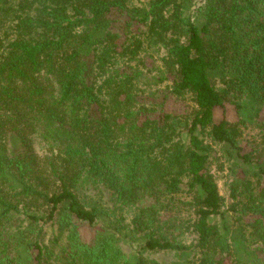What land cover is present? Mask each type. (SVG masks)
<instances>
[{"label":"trees","instance_id":"1","mask_svg":"<svg viewBox=\"0 0 264 264\" xmlns=\"http://www.w3.org/2000/svg\"><path fill=\"white\" fill-rule=\"evenodd\" d=\"M0 264H264V0H0Z\"/></svg>","mask_w":264,"mask_h":264},{"label":"rangeland","instance_id":"2","mask_svg":"<svg viewBox=\"0 0 264 264\" xmlns=\"http://www.w3.org/2000/svg\"><path fill=\"white\" fill-rule=\"evenodd\" d=\"M160 87L162 88L163 86L161 85ZM174 107H175V109L180 110V108L178 106L175 105ZM31 149L38 155H42L44 153V146L41 143H39L38 140H33L32 141ZM223 185H224L223 182L219 181V184H218L219 192H220V194L222 196H226L227 195V191H226V189H225V187Z\"/></svg>","mask_w":264,"mask_h":264}]
</instances>
